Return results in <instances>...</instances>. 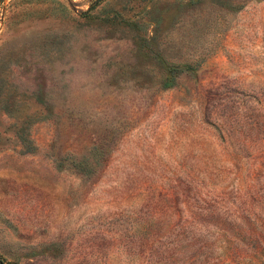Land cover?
Returning <instances> with one entry per match:
<instances>
[{"label":"rangeland","instance_id":"obj_1","mask_svg":"<svg viewBox=\"0 0 264 264\" xmlns=\"http://www.w3.org/2000/svg\"><path fill=\"white\" fill-rule=\"evenodd\" d=\"M0 264H264V0H0Z\"/></svg>","mask_w":264,"mask_h":264},{"label":"trees","instance_id":"obj_2","mask_svg":"<svg viewBox=\"0 0 264 264\" xmlns=\"http://www.w3.org/2000/svg\"><path fill=\"white\" fill-rule=\"evenodd\" d=\"M193 67L190 64H182V65H170L167 69V77L163 79L161 86L162 87H170L174 84L175 76L178 73H188L192 71Z\"/></svg>","mask_w":264,"mask_h":264}]
</instances>
